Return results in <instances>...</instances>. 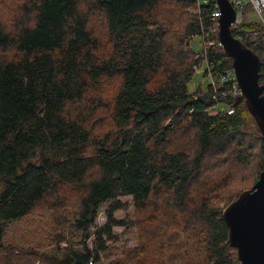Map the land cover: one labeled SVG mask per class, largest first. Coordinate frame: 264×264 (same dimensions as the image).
<instances>
[{
    "label": "trees",
    "instance_id": "trees-1",
    "mask_svg": "<svg viewBox=\"0 0 264 264\" xmlns=\"http://www.w3.org/2000/svg\"><path fill=\"white\" fill-rule=\"evenodd\" d=\"M217 9L0 0V264H97L116 226L135 227L137 243L108 264H240L222 211L264 169V137L229 95ZM243 18L232 33L259 57L264 84L263 26ZM195 66L215 92L189 90ZM219 102L233 113H209ZM123 196L134 219L114 217Z\"/></svg>",
    "mask_w": 264,
    "mask_h": 264
},
{
    "label": "water",
    "instance_id": "water-1",
    "mask_svg": "<svg viewBox=\"0 0 264 264\" xmlns=\"http://www.w3.org/2000/svg\"><path fill=\"white\" fill-rule=\"evenodd\" d=\"M219 45L231 60L235 80L248 112L264 137V84L259 82L260 59L232 33L235 8L230 0H216ZM222 218L228 241L236 249L240 264H264V169L255 183L226 205Z\"/></svg>",
    "mask_w": 264,
    "mask_h": 264
},
{
    "label": "rangeland",
    "instance_id": "rangeland-1",
    "mask_svg": "<svg viewBox=\"0 0 264 264\" xmlns=\"http://www.w3.org/2000/svg\"><path fill=\"white\" fill-rule=\"evenodd\" d=\"M250 6L247 8H243L244 9V21H262L264 20V12L263 13H257L255 11V9L252 7L250 1H248ZM194 40L196 41L195 43V50H199L200 48V43H199V38L198 36L194 38ZM211 83V79L210 76L208 75H204L203 70H196L193 74L192 79L190 80L188 87L189 90L191 92L195 91L196 89H198L199 87L205 91L207 89V86ZM224 106V104L222 102H219L216 106V108H222ZM122 202H128V206L126 209H121V210H117L114 212V217L117 219H121V218H125L128 217L130 219H134V207L132 204V200H131V196H123L120 197ZM107 204L103 203L100 205L99 207V212H98V216L95 219L94 225L91 228V231H94L98 226L102 225L105 220H106V216L104 213V210L106 208ZM24 219H21L20 221H17V224L22 225L23 227L29 226L30 229L35 228L37 225L39 226H43V223H41L40 221H36L37 223H31V225L28 224H24L23 223ZM25 225V226H24ZM49 228L46 226V228L44 230H48ZM71 231L68 229L66 231L68 239L72 240L74 243V246H79L80 245V240H81V236L80 234H75L73 236L69 235ZM113 234L116 237V240L114 241H107V245L109 246V249L101 254V260L99 263L97 264H108L111 261L122 257L123 255V250L126 247H131L133 246L135 243H137V232L135 227H131V228H126L124 226H116L113 227ZM94 239V235L92 234L86 241V244L88 246H91L92 240ZM69 242L67 241H63L60 243L61 247H65L68 246Z\"/></svg>",
    "mask_w": 264,
    "mask_h": 264
},
{
    "label": "built area",
    "instance_id": "built-area-1",
    "mask_svg": "<svg viewBox=\"0 0 264 264\" xmlns=\"http://www.w3.org/2000/svg\"><path fill=\"white\" fill-rule=\"evenodd\" d=\"M230 1L232 2L233 6L235 8V11H236L235 20L232 24V28H234L240 24V22L242 21V18H243V13L239 9L240 7H242L241 6L242 0H230ZM249 1L257 13H263L264 12V0H249ZM219 16H220V11H219V9H217L213 13V17L217 19L216 26L213 28V32H216V33H218V30H219V27H218ZM261 24H262L263 30H264V20L261 21ZM197 57H198V55H197ZM194 68L196 70H201L197 66H195ZM225 80H227V79L225 77H223L220 82L225 81ZM234 80H235V78H234ZM211 83H212L213 91L215 92L218 88V83H216L215 81H212ZM229 95L232 98H236V99L242 97L241 88L238 85L236 80L231 82ZM225 96H226V94H223V97H225ZM216 106H217V103L215 105H213L212 107H210L208 109V112L211 114H217V113L232 114L234 111V108L229 104L224 103V106L222 108H216Z\"/></svg>",
    "mask_w": 264,
    "mask_h": 264
}]
</instances>
